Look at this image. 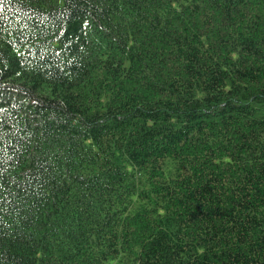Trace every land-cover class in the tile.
I'll list each match as a JSON object with an SVG mask.
<instances>
[{"label": "trees", "instance_id": "obj_1", "mask_svg": "<svg viewBox=\"0 0 264 264\" xmlns=\"http://www.w3.org/2000/svg\"><path fill=\"white\" fill-rule=\"evenodd\" d=\"M0 264H264V0H0Z\"/></svg>", "mask_w": 264, "mask_h": 264}]
</instances>
